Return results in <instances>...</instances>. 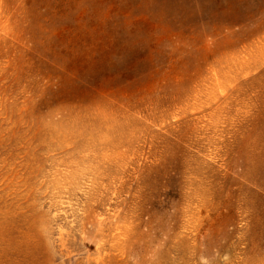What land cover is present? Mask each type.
<instances>
[{
    "label": "rangeland",
    "instance_id": "rangeland-1",
    "mask_svg": "<svg viewBox=\"0 0 264 264\" xmlns=\"http://www.w3.org/2000/svg\"><path fill=\"white\" fill-rule=\"evenodd\" d=\"M0 264H264V0H0Z\"/></svg>",
    "mask_w": 264,
    "mask_h": 264
}]
</instances>
